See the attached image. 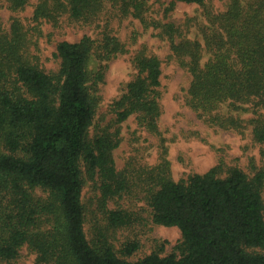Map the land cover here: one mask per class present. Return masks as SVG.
I'll return each instance as SVG.
<instances>
[{
  "label": "trees",
  "instance_id": "trees-1",
  "mask_svg": "<svg viewBox=\"0 0 264 264\" xmlns=\"http://www.w3.org/2000/svg\"><path fill=\"white\" fill-rule=\"evenodd\" d=\"M6 1L14 11L29 3ZM117 1L39 0L33 19L57 22L68 13L85 22L106 2ZM206 17V62L200 42H173L192 75L188 103L211 123L239 131L244 127L239 114L252 113L253 137L264 144V0H229L225 11ZM27 47L15 19L11 33L0 34V264L16 260L25 246L36 254V264H264V171L249 177L234 167L221 177V166H215L175 181L167 162L157 168L148 203L155 224L181 231L178 254L153 252L133 263L119 257L108 231L133 221L127 210L107 208L128 187L112 155L119 138L104 134L91 140L88 131L96 106L92 85L103 75L102 68L91 72V56L110 60L122 47L107 35L99 44L87 36L60 41L54 72L34 64ZM135 62L137 77L113 105L116 119L137 114L141 125L155 130L161 63L155 56ZM222 107L226 114L218 112ZM86 179L99 191L105 221L95 224L90 239L82 200ZM138 248V242H128L122 253Z\"/></svg>",
  "mask_w": 264,
  "mask_h": 264
},
{
  "label": "rangeland",
  "instance_id": "rangeland-1",
  "mask_svg": "<svg viewBox=\"0 0 264 264\" xmlns=\"http://www.w3.org/2000/svg\"><path fill=\"white\" fill-rule=\"evenodd\" d=\"M38 2L29 0L22 10L14 11L6 0H0V34H10L17 19L27 36L29 59L46 72L59 69L60 60L55 52L63 40L78 42L87 36L99 44L107 35L122 47L110 60L100 59L95 53L91 56V72L96 74L102 68L103 75L92 85L96 106L88 131L91 140L104 134L119 138L112 155L116 170L123 172L128 187L120 197L110 200L107 208L125 209L133 221L108 231L118 256L133 263L153 252L161 256L178 254L181 231L175 226L155 224L148 203L161 164L168 163V175L175 181L203 174L215 166H221V177L234 167L249 177L264 171V144L254 139L249 122L255 115L239 114L244 126L239 131L213 124L209 115L195 111L188 103L192 75L185 65L186 58H180L173 49V42H200L204 49L201 62H206L209 56L202 34V29L209 26L206 13L225 11L229 0H205L203 5L175 0H118L117 4L106 2L102 11L85 22L70 18L68 13L57 22L34 21ZM138 56H155L161 63L158 88L161 113L155 130L141 125L137 114L117 122L113 108L138 75L135 64ZM218 112L227 113L225 107ZM82 169L85 171L83 164ZM99 196L95 183L86 179L82 200L88 211L85 231L89 239L96 223L105 225L98 207ZM132 241L138 242L139 248L132 255H125L124 245ZM10 264H36V254L25 246Z\"/></svg>",
  "mask_w": 264,
  "mask_h": 264
}]
</instances>
